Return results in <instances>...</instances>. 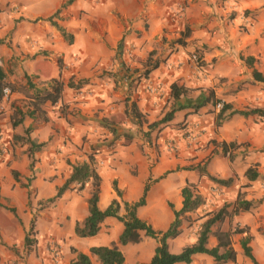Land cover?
I'll return each mask as SVG.
<instances>
[{
	"label": "crops",
	"instance_id": "0c3cea01",
	"mask_svg": "<svg viewBox=\"0 0 264 264\" xmlns=\"http://www.w3.org/2000/svg\"><path fill=\"white\" fill-rule=\"evenodd\" d=\"M180 5L187 7L177 14ZM0 9V67L7 82L21 87L0 100V264H71V248L90 255L92 247L118 242L124 226L114 218L105 219L94 237L74 234L75 224L88 215L90 183L82 190L74 185L51 208L37 210L39 202L63 186L71 166L87 162L90 155L100 177L101 210L117 198L114 181L127 203L139 201L148 184L137 216L163 232L174 221L173 211L182 209V189L192 184L204 204L181 217L182 233L168 241L169 248L173 241L180 250L194 243L202 223L198 218L226 206L229 215L212 227L208 247L217 245L218 228L237 227L244 233L232 236L236 259L227 264H251L240 245L244 238L256 262L264 264V116L233 115L217 127L215 106L207 104L195 113L190 108L212 94L231 111L264 112V0H0ZM186 31L184 46L150 58L158 41H176ZM193 53L199 64L191 60ZM152 64L157 67L151 69ZM53 80L64 85L61 100L44 104L42 115L26 116L13 128L16 109L32 110L27 84L41 89ZM80 81L87 84L68 87ZM174 83L187 90L176 106L187 108L153 133L150 142L137 139L132 131L139 127L124 115L126 100L149 123L158 121L175 105L170 96ZM105 120L117 134L128 131L134 139L114 141ZM26 139L43 147L30 155ZM214 142L237 145L233 159ZM198 165L217 179H232V185L200 176L194 169ZM249 168L259 175L254 181L245 176ZM239 194L254 207L235 213ZM120 214H125L123 206ZM32 223L37 246L19 259L5 247L24 246ZM50 241L61 245L57 258L45 251ZM145 245L150 249L144 250ZM156 246L142 235L139 244L120 249L124 255L132 252L135 264L137 254L147 263ZM91 261L99 264L95 257ZM190 264L214 262L197 255Z\"/></svg>",
	"mask_w": 264,
	"mask_h": 264
},
{
	"label": "trees",
	"instance_id": "16d2710c",
	"mask_svg": "<svg viewBox=\"0 0 264 264\" xmlns=\"http://www.w3.org/2000/svg\"><path fill=\"white\" fill-rule=\"evenodd\" d=\"M244 14L248 15L250 14V12L245 11ZM48 21L51 22V19H49ZM58 29L63 34L65 39L69 40L66 33L61 28ZM187 36L188 31H186L181 36V38L176 40L174 43H176L178 46H184ZM150 56V58H152V54H150ZM150 67L151 69H155L157 67V64H152V66ZM150 71V69L145 70L142 76H147ZM142 76H138L137 80ZM4 78V74L2 73L0 67V100L4 97V90L8 89L10 93H15L19 92V90L21 89V87L7 82ZM85 84H87L86 81H80L77 84L70 82L68 84V87L71 89H78ZM27 85L29 89L32 90V102L29 105L32 107V110L28 109L26 112H23L21 109H16L11 116V126L13 128L19 126L26 116L33 117L36 113L42 115L44 113L42 109V106L44 104L50 103L51 105H54L58 103L61 100L64 87L63 83L59 80H53L48 84L47 87L41 89L35 88L30 83H28ZM170 89V96L173 99V103H175V105H173L161 119L151 123H149L144 118V116L139 112L134 103L128 106L129 100H126V109L124 111V115L130 120L132 124L137 125L140 131L143 129V126H145L147 129L145 132H143V142H150L151 135L153 133L162 131L174 119V114L177 111H181L187 108L184 106H176V103L183 95H185L187 90L176 83L172 84ZM217 103H221L220 100H217L214 95L210 94L207 97L199 98L190 108H192L193 112L195 113L207 104L216 106ZM253 114L264 116V112L260 109H253L242 112L231 111V106L223 103L222 108L218 111L217 114L216 126L219 127L227 118L233 115L248 116ZM106 121L108 120L104 121V126L108 127L109 132L114 138V141L122 138L126 142H130L134 139L133 134L128 131L117 134V130L115 128H112ZM14 139L18 140L19 136H16ZM25 142L29 144L30 155L43 147V144H36L29 139H26ZM213 145L215 146V148L220 149L221 154L225 157H228L230 160L233 159L232 152L238 148V146L235 144L214 142ZM194 169L199 173L200 176L207 177L211 182L215 184L224 187H229L232 185V179L221 180L210 176L206 171L205 165H198ZM245 176L249 181H254L259 177L256 170H254L253 168L247 169ZM87 183H90L92 187L90 197L87 201L88 215L82 222H77L75 224V236L78 238L94 237L99 233L101 224L107 218L116 219L118 222L123 224L124 229L119 236L117 243H113L109 246L92 247L89 250L90 255L78 252L76 249L71 248V252L74 254V258L71 260V264H92L91 257H95L99 264H124L125 256L121 251L120 246H126L128 244H139L142 241V235L153 239L157 243V246L155 247L153 252V256L145 264H190L193 257L197 255H205L210 257L213 260L214 264H227L229 262H235L236 256L231 246V238L233 235L244 233L243 229H239L236 227L229 231H221L218 228L215 233L217 245L214 248L208 247V238L211 234L212 227L221 225L229 215L226 206H223L217 211H212L199 217L198 220H202V223L200 224L197 231L196 241L190 245H185L181 249L180 253L174 254L170 252L168 241L178 238L182 233L181 217L186 213L195 212L204 204L203 197L195 191L194 185L192 184H187L182 189V209L180 211H173L174 221L171 223L169 228L163 232L154 230L149 224L142 221L137 216L138 208L145 205V195L149 189L148 184L144 187L143 195L139 199V201L135 203H127L121 200L122 192L117 187L116 181H114L112 186L117 198L112 199L109 205L104 210H101L99 208L98 202L100 196V177L96 172L94 166V158L92 155L89 156L87 162L72 165L69 178L66 180L62 187L57 189L55 196L39 203L43 204L44 207H51L63 195L65 191L72 189L74 185H78V190H82ZM234 205L235 213H238L240 211H248L252 207H254V204L252 202L243 200L240 194L237 196ZM121 206H123L124 208V215L120 214ZM33 233L34 225L32 223L24 241L25 248H29L31 246L32 240H30L28 235H31ZM240 245L243 250L244 256L250 260L251 264H258L252 255L251 248L249 247V238L242 239L240 241Z\"/></svg>",
	"mask_w": 264,
	"mask_h": 264
},
{
	"label": "rangeland",
	"instance_id": "374dc122",
	"mask_svg": "<svg viewBox=\"0 0 264 264\" xmlns=\"http://www.w3.org/2000/svg\"><path fill=\"white\" fill-rule=\"evenodd\" d=\"M185 7H187V5H185ZM185 7H184V5H180V6H178V8L177 9H175V12L177 13V14H182L183 12H184V10H185ZM1 10V9H0ZM1 12V11H0ZM175 41L173 40V38L170 40V41H167L166 39L164 40H161V41H158L155 45H154V54L152 55V57H155L156 55H158L159 53H160V55L162 56V57H164V56H166V55H169L170 53H172V51L173 50H175V48L178 46L176 43H174ZM162 52V53H161ZM192 55H196L197 56V64H199V57H198V55L196 54V53H193ZM192 55H191V57H192ZM151 60H153V59H151ZM196 64V65H197ZM134 127L133 126H131V129H133ZM127 130H130V129H127ZM147 130V129H146ZM146 130H144V128L140 131V129H137L136 127H135V129H133V133L135 134V136L137 137V139H139V140H141L142 139V136H143V132H145ZM39 205H40V207H38V211L40 212V211H43V210H45V209H48V208H51V207H44V205L43 204H40L39 203ZM37 215H39V213L37 212V213H35V216L34 217H36ZM195 231H194V229H192V231H191V233L193 234ZM34 234V233H33ZM31 237H30V240H32V244H31V246L29 247V248H25L23 245H21V246H16V245H14V246H12V247H10V246H4L5 247V249L7 250V251H9L10 253H12L13 255H17V257L19 258V259H22V258H24V256H25V253L27 252V251H33V249L37 246V242H36V240L33 238L32 239V237L33 236H35V235H30ZM36 242V243H35ZM180 245H179V243L178 242H175V241H173L172 242V244H170V248H169V250H170V252L171 253H174V254H177V253H180L181 252V250H180ZM147 249H150L149 248V246H147V245H145L144 246V250H147ZM45 251H47L51 256H53V258H55L54 256H55V254H57V255H60V253H61V245H59V244H57L56 242H54V241H50V242H47V244L45 245ZM70 253L71 254H73L72 252H71V249H70ZM74 255V254H73ZM125 255H126V257H127V261H128V264H132L131 263V260H130V258L134 255L132 252H126L125 253ZM124 255V256H125ZM134 256H133V261H134ZM140 259V256H139V254H137V262L135 263V264H144L145 263V260H139ZM17 262V261H16ZM98 262V261H97ZM134 264V263H133Z\"/></svg>",
	"mask_w": 264,
	"mask_h": 264
},
{
	"label": "built area",
	"instance_id": "2783aa9c",
	"mask_svg": "<svg viewBox=\"0 0 264 264\" xmlns=\"http://www.w3.org/2000/svg\"><path fill=\"white\" fill-rule=\"evenodd\" d=\"M95 1H101V0H95ZM191 60H192L194 63H196L197 60H198V59H197V56H196V55H192ZM148 91H149V92H153L154 90L149 86V87H148ZM9 94H10V92H9L8 89L4 90V96H8ZM215 108H216L217 110H220V109L222 108V103H217L216 106H215ZM0 153H3V146H2L1 137H0ZM54 257L57 258L58 255L55 254Z\"/></svg>",
	"mask_w": 264,
	"mask_h": 264
}]
</instances>
